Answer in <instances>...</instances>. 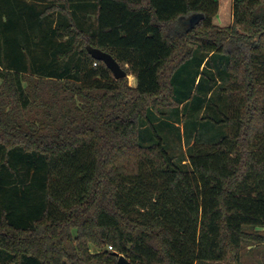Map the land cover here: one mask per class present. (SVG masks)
<instances>
[{
  "label": "trees",
  "instance_id": "trees-1",
  "mask_svg": "<svg viewBox=\"0 0 264 264\" xmlns=\"http://www.w3.org/2000/svg\"><path fill=\"white\" fill-rule=\"evenodd\" d=\"M245 225L264 227V0H0V264H239Z\"/></svg>",
  "mask_w": 264,
  "mask_h": 264
},
{
  "label": "rangeland",
  "instance_id": "rangeland-1",
  "mask_svg": "<svg viewBox=\"0 0 264 264\" xmlns=\"http://www.w3.org/2000/svg\"><path fill=\"white\" fill-rule=\"evenodd\" d=\"M124 67V65H122ZM126 66V65H125ZM191 67V66H190ZM192 68V67H191ZM127 83L130 86H134L136 81L135 77L132 74H128L126 76ZM181 91H185V87H181ZM158 133L163 137L164 142H166L169 146L178 145L179 142L175 137L174 132L170 131L169 128L162 127L159 125L157 128ZM141 139L145 142H150L151 137L149 135V131L143 132ZM174 150L173 148H170ZM169 149V150H170ZM185 150V147L182 148ZM243 229L248 232L257 233L261 235V239L258 241H243L241 250H240V263L239 264H264V227L262 226H250L245 225ZM90 251L96 252L97 249L90 245ZM206 264H224V262H208Z\"/></svg>",
  "mask_w": 264,
  "mask_h": 264
},
{
  "label": "water",
  "instance_id": "water-1",
  "mask_svg": "<svg viewBox=\"0 0 264 264\" xmlns=\"http://www.w3.org/2000/svg\"><path fill=\"white\" fill-rule=\"evenodd\" d=\"M202 17L203 15L201 13H195L188 18L182 19V21L187 25V29H191L199 22L200 19H202ZM86 50L94 59L102 61L112 72L115 79L127 76L126 71L110 53L103 51L100 48L93 47L88 43L86 44ZM117 256V264H133L124 255L117 254Z\"/></svg>",
  "mask_w": 264,
  "mask_h": 264
},
{
  "label": "built area",
  "instance_id": "built-area-1",
  "mask_svg": "<svg viewBox=\"0 0 264 264\" xmlns=\"http://www.w3.org/2000/svg\"><path fill=\"white\" fill-rule=\"evenodd\" d=\"M112 248H111V246H108V250H111Z\"/></svg>",
  "mask_w": 264,
  "mask_h": 264
}]
</instances>
